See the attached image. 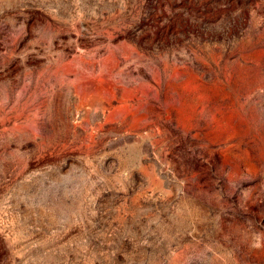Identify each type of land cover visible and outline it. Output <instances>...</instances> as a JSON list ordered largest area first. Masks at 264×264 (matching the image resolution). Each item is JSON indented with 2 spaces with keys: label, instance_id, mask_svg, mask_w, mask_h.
Listing matches in <instances>:
<instances>
[{
  "label": "rangeland",
  "instance_id": "obj_1",
  "mask_svg": "<svg viewBox=\"0 0 264 264\" xmlns=\"http://www.w3.org/2000/svg\"><path fill=\"white\" fill-rule=\"evenodd\" d=\"M0 264H264V0H0Z\"/></svg>",
  "mask_w": 264,
  "mask_h": 264
}]
</instances>
